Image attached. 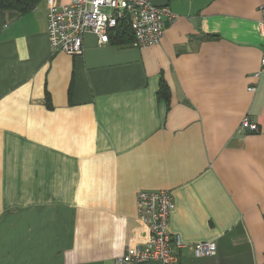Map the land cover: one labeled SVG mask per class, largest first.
Returning <instances> with one entry per match:
<instances>
[{
  "label": "crops",
  "instance_id": "1",
  "mask_svg": "<svg viewBox=\"0 0 264 264\" xmlns=\"http://www.w3.org/2000/svg\"><path fill=\"white\" fill-rule=\"evenodd\" d=\"M261 4L167 0L157 45L87 34L78 56L51 50L46 0L0 10V264H112L148 238L141 190L170 191L180 242L215 244L179 264H264Z\"/></svg>",
  "mask_w": 264,
  "mask_h": 264
},
{
  "label": "built area",
  "instance_id": "2",
  "mask_svg": "<svg viewBox=\"0 0 264 264\" xmlns=\"http://www.w3.org/2000/svg\"><path fill=\"white\" fill-rule=\"evenodd\" d=\"M154 0H71L68 4L47 3V37L54 53L78 56L83 51V36L92 34L99 47L109 44V33L120 23L128 26L132 35L131 46L137 49L157 45L163 37L166 24L176 16L165 7H156ZM260 29L263 37L258 73L264 74V0L260 6ZM249 90H253L250 88ZM244 133L257 131L248 118L240 123ZM174 207L168 190L138 191L135 196L136 218L144 226L148 238L142 245L127 247L124 254L112 264H179L178 252L189 248L195 258L212 257L213 243L183 244L169 232V216Z\"/></svg>",
  "mask_w": 264,
  "mask_h": 264
},
{
  "label": "trees",
  "instance_id": "3",
  "mask_svg": "<svg viewBox=\"0 0 264 264\" xmlns=\"http://www.w3.org/2000/svg\"><path fill=\"white\" fill-rule=\"evenodd\" d=\"M40 0H0V10L12 9L21 13L30 11ZM109 40L116 44H131L132 35L128 26L120 23L116 29L109 33Z\"/></svg>",
  "mask_w": 264,
  "mask_h": 264
},
{
  "label": "water",
  "instance_id": "4",
  "mask_svg": "<svg viewBox=\"0 0 264 264\" xmlns=\"http://www.w3.org/2000/svg\"><path fill=\"white\" fill-rule=\"evenodd\" d=\"M153 5L156 7H167V0H154ZM150 264H159V263H150Z\"/></svg>",
  "mask_w": 264,
  "mask_h": 264
}]
</instances>
